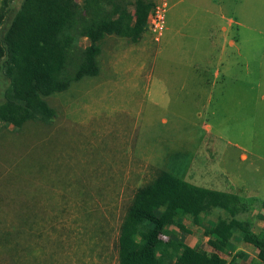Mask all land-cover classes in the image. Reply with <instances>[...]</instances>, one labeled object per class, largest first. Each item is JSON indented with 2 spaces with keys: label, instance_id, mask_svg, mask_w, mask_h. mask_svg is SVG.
<instances>
[{
  "label": "rangeland",
  "instance_id": "374dc122",
  "mask_svg": "<svg viewBox=\"0 0 264 264\" xmlns=\"http://www.w3.org/2000/svg\"><path fill=\"white\" fill-rule=\"evenodd\" d=\"M173 1L167 0L160 41L148 29L142 38H149L152 48L164 47L153 64L155 75L168 80L166 70H170V80L187 78L185 87L170 88L174 96H186L189 101L172 99L167 123L158 120L142 129L136 114L126 111L128 103L139 107L141 87L136 97L133 88L121 82L107 84L90 92L85 101L83 95L101 76H85L48 97L57 111L50 124L29 121L17 129L0 119V233L13 229L21 236L14 260L0 242V264H118L122 220L137 189L150 182L157 169L216 188L226 187L227 177L231 182L237 178L246 188L254 183L264 193V158L254 156L264 157V0H212L222 5L223 18L217 21L215 34H228L223 65L230 70L228 83L216 86L207 100L199 99L202 88L195 72L171 69L165 46L166 34L170 37L174 28L183 27L182 16L188 22L183 28L186 34H209L205 24L190 26L198 21L201 9L214 6L202 5L201 0H184L174 6ZM22 3L10 1L7 21ZM129 9L134 11L132 5ZM230 19L237 23L230 26ZM219 25L227 27L226 31H219ZM231 38L237 41L234 47L228 45ZM80 44L86 46L87 38L80 39ZM133 61L131 55L125 62ZM1 92L0 88V103ZM78 106L82 114L92 117L90 121L80 122L74 116L69 117L71 121L65 119L66 112H79ZM237 145L246 148L247 161L240 158ZM138 153L154 165L136 157ZM189 160L194 163L190 170ZM200 219L208 223L203 214ZM184 223L191 229L198 226L192 217ZM188 237L192 236L175 225L162 234L166 241Z\"/></svg>",
  "mask_w": 264,
  "mask_h": 264
},
{
  "label": "trees",
  "instance_id": "16d2710c",
  "mask_svg": "<svg viewBox=\"0 0 264 264\" xmlns=\"http://www.w3.org/2000/svg\"><path fill=\"white\" fill-rule=\"evenodd\" d=\"M10 1L3 0L0 7V88L4 98L0 119L17 129L29 121L50 124L57 111L47 98L85 76L99 75L106 36L139 41L156 4L154 0H81L83 4L80 0H23L7 21ZM84 37L86 46L80 44ZM257 201L264 207V200ZM252 206L249 199L233 192L197 185L157 169L155 177L137 189L122 220L118 264H227L217 252L224 250L236 232L256 247L264 261V231L254 232L248 219L236 217L239 210L249 211ZM198 211L217 214L213 227L205 230L213 252L162 238L165 228L172 225L186 229V217L198 222ZM19 238L18 230L0 233V242L13 260L20 251Z\"/></svg>",
  "mask_w": 264,
  "mask_h": 264
},
{
  "label": "crops",
  "instance_id": "0c3cea01",
  "mask_svg": "<svg viewBox=\"0 0 264 264\" xmlns=\"http://www.w3.org/2000/svg\"><path fill=\"white\" fill-rule=\"evenodd\" d=\"M180 2L183 3L184 0H175L173 1V4L175 6ZM201 3L202 5L214 7L213 9H201V16L196 19L198 20L197 22L190 26V29L194 28L196 25L201 24L203 26V24H205L207 25L208 29H210L209 34H192V32L186 34L183 28L188 25V22L185 21L184 16H182L183 27L177 26V28H174L173 30L175 31V33L170 34V37L168 34H166L168 38L166 36L167 40L165 48L167 52V59L169 60L170 65H172L171 69H173V67L175 66V68L181 72H195V76L197 77V84L202 88L199 99L207 100L212 96V90L216 86H224L228 83V81L226 80V74H228L230 67L229 65H223L224 55H226L225 42L227 40L228 34H215V30L217 29V21L219 22L223 18L221 3L217 1L213 2L212 0H201ZM239 6L240 4L237 2L235 5L236 10ZM177 21L178 23L181 22V17H178ZM234 23H237L234 19L229 20L230 26H232ZM218 28H220L219 31H226L227 29V27L221 25H219ZM144 36L145 34L142 36V38ZM234 36L235 38H237L239 35L234 34ZM142 38H140L139 41L135 43L132 42L131 44H127L128 42H126L125 40L126 37H119L116 35H108L105 37V39L103 40L102 52L99 56L100 59L102 55V62L100 60L101 70L99 75H97L98 77L101 76V82L96 81L94 87L92 86V90H89L86 95H83V98L85 101L89 100L90 92L94 91V89L96 90L101 88L102 86H106L107 84L116 86V83L121 82L123 85L133 88V91L131 92L136 97L139 96V88L141 87L143 96L139 100V107L136 108L135 106L129 105L130 103L125 104L124 106H126V111L130 115L136 114L135 117L137 119V123L143 129L156 124L158 120L167 123L168 114L166 113H169L170 111L168 106L172 99L175 98L174 101L177 103L188 102L189 97L174 96L172 94V90L170 89L185 87L187 85V78L170 80V70H166V77L168 80L155 75L153 64L156 56L163 52L164 47L152 48V44L149 38H144L143 40ZM235 38H231L228 41V45L230 47H234L235 45H237V41ZM154 50H156V55L154 53ZM236 50L239 51V48H237ZM131 55L133 56L134 61L126 64V58ZM152 59L153 61L151 62ZM222 70H225V73H223ZM246 71L247 75H249L250 72L248 66L246 68ZM230 78L232 80L233 76L231 75ZM131 99L132 98H129L128 102H130ZM89 103L91 102L88 101L87 104ZM86 106L87 105H85V107ZM77 108L78 109L76 110H80L79 112H66L65 119L71 121L69 117L74 116V119L80 122L91 120L92 117L90 118L86 114L81 113L83 109H81L79 106ZM109 109H112L115 112L117 110H123L119 108L117 110L113 108ZM208 128L210 129V126H208ZM236 147L241 150L240 158L244 161H247L249 159V154L247 153L246 148L242 145H237ZM254 156L260 160L264 158L260 154ZM136 157L140 159H146L150 162V160L147 158L148 156H146L145 154L142 155L141 153H138ZM150 163L154 165L152 162ZM193 164L194 163L189 160V170L192 166L194 167ZM182 178L185 179L184 177ZM185 180L194 183V181L190 178H186ZM232 180L233 181L231 182V180L227 177V185L224 188H216L214 186L209 187L197 183L195 184L216 190L233 192L243 198L249 199L251 202H253V206L249 209V211L239 210L236 213V217L242 220L248 219L252 224V229L254 232H263L264 207H259V203L257 200H264V193L260 191L259 187L255 188L254 183H252V188H246L237 178H234ZM205 184L212 183L207 182ZM200 213L206 216L205 220L208 222L207 224H204V221L200 219ZM216 215V213L213 215H208L204 212H198L197 228H188V226L184 223L186 229H184L183 231L188 232L192 237L181 239V242L191 248L204 249L207 252H213L214 249L211 247V245H209V247L207 245L209 244L210 238L208 237V235H206L205 230L211 229L213 227ZM201 228L203 229L201 230ZM12 231L14 230L12 229L9 231H3V233ZM18 240L21 242V236ZM217 253H219L220 256L225 259L227 264H264V261H262L258 256L256 247L253 244L243 240L238 232H236L231 237L224 250Z\"/></svg>",
  "mask_w": 264,
  "mask_h": 264
},
{
  "label": "built area",
  "instance_id": "2783aa9c",
  "mask_svg": "<svg viewBox=\"0 0 264 264\" xmlns=\"http://www.w3.org/2000/svg\"><path fill=\"white\" fill-rule=\"evenodd\" d=\"M167 0H159L148 15V30L153 35L155 41H160L165 28V18L167 12Z\"/></svg>",
  "mask_w": 264,
  "mask_h": 264
}]
</instances>
